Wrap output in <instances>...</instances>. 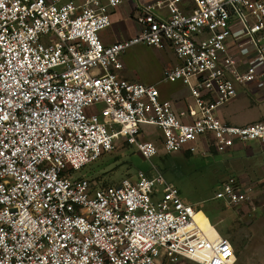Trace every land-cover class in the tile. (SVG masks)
Listing matches in <instances>:
<instances>
[{
	"label": "built area",
	"instance_id": "1",
	"mask_svg": "<svg viewBox=\"0 0 264 264\" xmlns=\"http://www.w3.org/2000/svg\"><path fill=\"white\" fill-rule=\"evenodd\" d=\"M127 1L136 32L105 43L100 32ZM137 44L172 49L162 79L186 94L125 78L121 54ZM256 80L264 0H0V264H235L232 240L205 228L157 168L116 184L74 172L119 142L147 160L156 142L165 152L264 149L263 120L220 113ZM146 125L160 130L155 142ZM215 198L250 197L230 175Z\"/></svg>",
	"mask_w": 264,
	"mask_h": 264
},
{
	"label": "rangeland",
	"instance_id": "2",
	"mask_svg": "<svg viewBox=\"0 0 264 264\" xmlns=\"http://www.w3.org/2000/svg\"><path fill=\"white\" fill-rule=\"evenodd\" d=\"M118 13L116 23L100 32L106 42L115 40L117 35H130L136 29L132 26L127 3L118 7ZM121 60L125 67L123 75L129 79L154 84L169 98L186 94L183 85L162 79L164 68L177 61L172 49L137 44L125 50ZM239 88L242 93L221 107V115L237 125L264 121V81L256 80ZM143 129L150 133L146 138L153 142L161 133L151 125ZM156 144L158 152L147 160L133 146L119 142L113 150L74 173L116 184L123 177L135 175L138 170L152 175L157 168L165 180L178 189L184 202L200 209L197 215L205 228L210 221L218 233L233 241L235 264H264V149L249 142L251 149L230 152L203 153L199 145L192 153L183 150L165 152L159 142ZM230 175L244 181L250 197L248 201L228 204L224 199L215 198L222 181ZM175 264L197 263L181 258Z\"/></svg>",
	"mask_w": 264,
	"mask_h": 264
},
{
	"label": "crops",
	"instance_id": "3",
	"mask_svg": "<svg viewBox=\"0 0 264 264\" xmlns=\"http://www.w3.org/2000/svg\"><path fill=\"white\" fill-rule=\"evenodd\" d=\"M124 3H127L128 6L130 7V17L132 18V14H133V9H134V2L133 1H127V2H124ZM119 7V6H118ZM118 7H116L114 10L111 11V19H112V23H116V20L119 18V13H118ZM132 20V19H131ZM132 26H135L133 21H132ZM136 27V26H135ZM136 32V29L134 30V33ZM134 33H131L130 35H133ZM130 35H117V38L115 40H111V41H104L105 43H111L113 41H116V40H121V39H124V38H127L129 37ZM102 38V37H101ZM126 77V76H125ZM128 80H131V81H137V80H132V79H129L128 77H126ZM240 148H245V149H251V146L248 145V143H239L237 144L236 146H234V148L226 151V152H230L234 149H240ZM242 181V180H241ZM244 182V181H243Z\"/></svg>",
	"mask_w": 264,
	"mask_h": 264
},
{
	"label": "bare ground",
	"instance_id": "4",
	"mask_svg": "<svg viewBox=\"0 0 264 264\" xmlns=\"http://www.w3.org/2000/svg\"><path fill=\"white\" fill-rule=\"evenodd\" d=\"M196 218H197L198 220H200V216H198L197 214H196ZM208 223H210V222L208 221Z\"/></svg>",
	"mask_w": 264,
	"mask_h": 264
},
{
	"label": "trees",
	"instance_id": "5",
	"mask_svg": "<svg viewBox=\"0 0 264 264\" xmlns=\"http://www.w3.org/2000/svg\"><path fill=\"white\" fill-rule=\"evenodd\" d=\"M103 183V182H102ZM103 184H106L105 182ZM233 242V241H232Z\"/></svg>",
	"mask_w": 264,
	"mask_h": 264
}]
</instances>
